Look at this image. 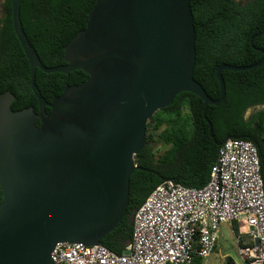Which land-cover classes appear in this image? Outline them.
<instances>
[{"label":"water","instance_id":"water-1","mask_svg":"<svg viewBox=\"0 0 264 264\" xmlns=\"http://www.w3.org/2000/svg\"><path fill=\"white\" fill-rule=\"evenodd\" d=\"M21 2L11 3L13 29L39 111H13L14 95L0 94V264H55L57 244L101 247L121 223L152 116L188 92L203 102L205 117L225 97L222 72L256 68L264 51L252 66L220 65L221 94L212 100L193 78L190 0H97L86 28L64 48L66 64L47 68L22 28ZM37 70H81L88 79L48 102L36 86Z\"/></svg>","mask_w":264,"mask_h":264},{"label":"trees","instance_id":"trees-1","mask_svg":"<svg viewBox=\"0 0 264 264\" xmlns=\"http://www.w3.org/2000/svg\"><path fill=\"white\" fill-rule=\"evenodd\" d=\"M96 1L22 0V28L45 67L66 64L64 48L86 28ZM11 3L0 0V94L14 95L13 111L33 108L38 113V101L30 87V66L13 29ZM190 6L196 32L193 78L212 100H218L221 92L216 70L220 65L247 67L263 58L259 49L264 51V0L244 4L234 0H190ZM222 77L225 97L219 105L208 106L205 117L200 98L184 92L149 120L146 145L135 157L138 169L130 176L126 214L118 227L101 240L102 246L118 255L123 253L132 238L134 211L162 182L170 180L196 189L206 186L225 139L249 141L256 147L264 182V62L246 71H223ZM87 79L81 70L68 75L37 70L35 83L45 100L51 102L66 85H80ZM250 109L254 111L246 117ZM36 125H40L39 119ZM153 136L165 148L159 156L150 145ZM2 201L0 190V204ZM231 228L237 235V225L233 223ZM196 260L200 259L192 264Z\"/></svg>","mask_w":264,"mask_h":264},{"label":"built area","instance_id":"built-area-1","mask_svg":"<svg viewBox=\"0 0 264 264\" xmlns=\"http://www.w3.org/2000/svg\"><path fill=\"white\" fill-rule=\"evenodd\" d=\"M132 238L118 255L104 246L59 243L55 264H192L210 257L225 224L237 225L238 254L264 264V182L256 147L228 138L218 151L208 184L200 189L170 180L134 211ZM245 237L251 244H244Z\"/></svg>","mask_w":264,"mask_h":264},{"label":"rangeland","instance_id":"rangeland-1","mask_svg":"<svg viewBox=\"0 0 264 264\" xmlns=\"http://www.w3.org/2000/svg\"><path fill=\"white\" fill-rule=\"evenodd\" d=\"M254 109L246 112L245 116L249 117ZM150 145L153 151L159 156L163 154L165 148L161 145L156 136L151 139ZM244 244H251V241L245 237L241 239ZM246 264L238 254L235 234L229 224H225L219 231V237L216 243V249L206 260H196L195 264Z\"/></svg>","mask_w":264,"mask_h":264},{"label":"flooded vegetation","instance_id":"flooded-vegetation-1","mask_svg":"<svg viewBox=\"0 0 264 264\" xmlns=\"http://www.w3.org/2000/svg\"><path fill=\"white\" fill-rule=\"evenodd\" d=\"M234 1L241 3V4H244V3L248 2L249 0H234Z\"/></svg>","mask_w":264,"mask_h":264},{"label":"crops","instance_id":"crops-1","mask_svg":"<svg viewBox=\"0 0 264 264\" xmlns=\"http://www.w3.org/2000/svg\"><path fill=\"white\" fill-rule=\"evenodd\" d=\"M230 227H232V225L230 226ZM222 228V227H221ZM234 233V232H233Z\"/></svg>","mask_w":264,"mask_h":264}]
</instances>
